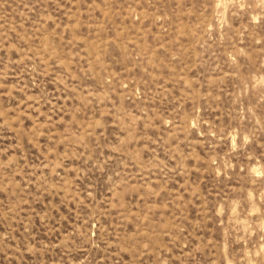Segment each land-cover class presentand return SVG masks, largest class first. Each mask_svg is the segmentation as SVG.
Listing matches in <instances>:
<instances>
[{
	"label": "rangeland",
	"instance_id": "1",
	"mask_svg": "<svg viewBox=\"0 0 264 264\" xmlns=\"http://www.w3.org/2000/svg\"><path fill=\"white\" fill-rule=\"evenodd\" d=\"M0 264H264V0H0Z\"/></svg>",
	"mask_w": 264,
	"mask_h": 264
}]
</instances>
